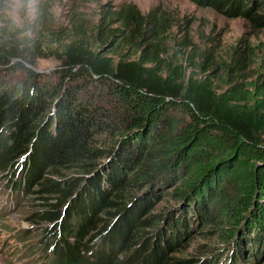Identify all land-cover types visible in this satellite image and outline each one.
<instances>
[{
	"label": "trees",
	"instance_id": "obj_1",
	"mask_svg": "<svg viewBox=\"0 0 264 264\" xmlns=\"http://www.w3.org/2000/svg\"><path fill=\"white\" fill-rule=\"evenodd\" d=\"M188 1L264 28V0ZM102 14L93 50L69 45L54 78L0 49V174L17 198L38 188L50 264H264V88L178 81L159 8ZM115 44L130 54L106 57ZM214 204L222 247L182 258Z\"/></svg>",
	"mask_w": 264,
	"mask_h": 264
},
{
	"label": "rangeland",
	"instance_id": "obj_2",
	"mask_svg": "<svg viewBox=\"0 0 264 264\" xmlns=\"http://www.w3.org/2000/svg\"><path fill=\"white\" fill-rule=\"evenodd\" d=\"M122 5H133L143 14L159 8L170 18L171 31L160 44V55L165 69L168 65L177 69L178 81L190 76L208 79L218 93L240 89L247 94L255 91V82L264 88V53L260 48L264 28H254L242 18H228L188 0H0V49H16L37 72L54 78L58 57L64 56L65 49L80 43L93 50L103 11ZM118 26L114 24L109 30ZM236 49L239 58L233 61ZM128 52L115 44L106 57L120 59ZM97 88L93 86L92 91ZM111 140L106 138L105 142ZM6 183L0 174V264H50L42 241L53 225L37 217L44 209L34 194L38 188L23 191L17 198ZM165 203L169 202L164 200L162 205ZM219 211L217 204L210 207L212 219L196 226L204 232L196 231L182 258L200 257L206 250L222 247L215 223Z\"/></svg>",
	"mask_w": 264,
	"mask_h": 264
}]
</instances>
